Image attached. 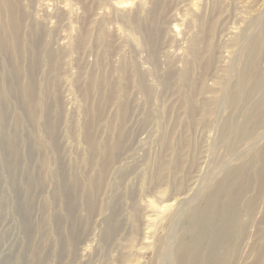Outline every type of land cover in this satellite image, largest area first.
<instances>
[{"label": "rangeland", "instance_id": "obj_1", "mask_svg": "<svg viewBox=\"0 0 264 264\" xmlns=\"http://www.w3.org/2000/svg\"><path fill=\"white\" fill-rule=\"evenodd\" d=\"M263 34L264 0H0V264H177L235 169L221 264H264L261 93L225 96Z\"/></svg>", "mask_w": 264, "mask_h": 264}, {"label": "bare ground", "instance_id": "obj_2", "mask_svg": "<svg viewBox=\"0 0 264 264\" xmlns=\"http://www.w3.org/2000/svg\"><path fill=\"white\" fill-rule=\"evenodd\" d=\"M14 27H15V29H17L16 22H14ZM262 37L264 39V34L261 35V36H258L256 38L257 40L254 41L253 43H252V41H250V43L248 44L247 51H248V55H249L250 61H255V59L257 58V53L255 52V46H256V44L258 42H261ZM5 42H6V40L4 38L0 37V48H1L2 51H7V45L8 44H5ZM246 58H247V56H246ZM246 60H248V59H246ZM244 64H246V63H244ZM246 66H247V64L245 65V67ZM237 75H238V79H237L236 83L234 82V84H235L234 87L231 89V87L229 86L231 90H226L225 89V96L229 97V99L232 102H237V101H241V100L245 101L246 99L248 100L250 95L261 93L260 94L261 97L259 96L260 98L258 97L259 99L257 100V102L255 101V103L253 104L252 110L254 112L260 111V112H262V114L259 117H254L255 116V113H254V116H252V115H251L252 117L250 116L251 119L248 118L247 120H245L246 122L243 125L237 126L236 128H234L235 137L238 138V140H241L244 137L246 138V136L249 134L250 130H253L252 128L255 125L257 126L259 123L262 124V122H264V70L261 71V72H258L257 74H253L252 75V73L249 71V67L247 66L246 70L244 69L243 71H241L240 74H237ZM227 89H228V87H227ZM29 95L30 96L32 95V90L31 89H30V94ZM188 102H189L190 109H191L192 108V103H191L190 99H188ZM245 103L247 104V102H245ZM241 110H242V108H241ZM240 124H241V122H240ZM226 126H228V125L226 124ZM262 129H264V127ZM256 132H258V131H256ZM249 136H251V135H249ZM257 137H258V134H257ZM248 139H249V137H248ZM245 140H247V139H245ZM257 144H258V142H257ZM251 145H252V143H251ZM251 145H245V146H248L249 149H250ZM234 147H235V145H234ZM8 150H10V149L8 148ZM250 155H251V153H250ZM232 157L234 158V156H232ZM257 158L262 163V166H261V168L258 171H259V175L261 177L260 181L262 180V183H264V151H262V153H259ZM7 165H8V168L10 169L11 164L8 161H7ZM242 167H243V165H242ZM238 169H241L240 171L243 170V168H240V167ZM237 171L238 170L235 169L234 172H233V175L229 179L219 178L217 180V185L215 187L207 189L206 194L209 197V212L210 213L212 212L213 217L211 218V220H208L205 223H204V217L200 216V214H194L191 217L190 223H189L188 228H187V232L191 235V237L193 239V243L191 245L180 244L174 249L173 256L176 257L177 264H221L222 263L221 261H222L223 258H222L221 254L219 252V249H220L219 245L223 244V242L227 240L228 232H225L223 230L224 226H222V227L220 226L219 228H216V221L220 220L223 215L221 213V206L217 204L216 200H214L213 197L215 196V194L218 191H223V192H225V194L227 192H231L232 191L233 182L237 181L236 179L233 181L234 176L236 177V172ZM241 188H242V186H241ZM238 192L239 191H236L233 194L231 193L233 196L228 200V202H226V208H227L226 216L227 217H231L232 218V213H233V210H234L235 206H237L239 203H241V200L239 198ZM240 195H241V193H240ZM211 198H212V200H211ZM215 219H217V220H215ZM213 220H215V222H214V224L212 226ZM206 225H207V227L211 226V228H208V229H212L211 230V234L214 236L215 240L213 242V245H211V249L208 251V253L206 255V261H203L202 252L198 251V246H197L196 243L199 241V239L201 238L203 233H207L205 231L207 228L206 229L204 228V227H206ZM111 232H112V226L108 224V229L106 231V235H109ZM222 232H223L222 238H219L218 234L222 233ZM190 258H191V262L189 263V259Z\"/></svg>", "mask_w": 264, "mask_h": 264}]
</instances>
